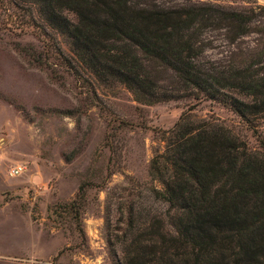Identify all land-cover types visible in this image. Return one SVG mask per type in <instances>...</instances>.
Instances as JSON below:
<instances>
[{
    "label": "rangeland",
    "instance_id": "1",
    "mask_svg": "<svg viewBox=\"0 0 264 264\" xmlns=\"http://www.w3.org/2000/svg\"><path fill=\"white\" fill-rule=\"evenodd\" d=\"M135 2L209 5L251 15L247 31L234 37L224 27L201 26L195 61L224 75L235 66L264 76V0ZM28 11L42 24L32 6L0 1V264H113L105 237L110 233L120 256L114 235L123 226L116 207L124 199L145 217L165 219L167 205L149 194L148 187L158 184L148 166L181 114L197 124L221 125L249 155L264 154V112L241 118L215 100L192 95L139 103L122 84L99 81L83 67L65 37L44 24L21 26L30 21ZM157 69V82L168 86L171 72ZM225 92L253 100L249 88ZM14 165L22 171L10 175ZM80 186L85 196L76 221L67 204Z\"/></svg>",
    "mask_w": 264,
    "mask_h": 264
},
{
    "label": "trees",
    "instance_id": "2",
    "mask_svg": "<svg viewBox=\"0 0 264 264\" xmlns=\"http://www.w3.org/2000/svg\"><path fill=\"white\" fill-rule=\"evenodd\" d=\"M0 1L32 6L42 24L28 11L30 21L21 26L44 24L65 37L83 67L99 81L122 84L139 103L192 95L215 100L241 118L264 112V76L254 78L235 66L224 75L195 61L201 26L224 27L232 37L244 34L251 18L245 12L209 5L161 8L135 0ZM157 68L171 72L168 86L157 82ZM245 88L252 101L225 92ZM166 134L163 152L148 166L158 184L148 187L149 194L167 205L165 219L145 217L124 199L116 207L123 226L114 235L120 256L110 233L105 237L112 263L264 264V154L249 155L229 129L197 124L186 114ZM84 196L80 186L67 204L76 221Z\"/></svg>",
    "mask_w": 264,
    "mask_h": 264
},
{
    "label": "built area",
    "instance_id": "3",
    "mask_svg": "<svg viewBox=\"0 0 264 264\" xmlns=\"http://www.w3.org/2000/svg\"><path fill=\"white\" fill-rule=\"evenodd\" d=\"M22 171V168L20 165H14L9 169L10 175L19 174Z\"/></svg>",
    "mask_w": 264,
    "mask_h": 264
},
{
    "label": "crops",
    "instance_id": "4",
    "mask_svg": "<svg viewBox=\"0 0 264 264\" xmlns=\"http://www.w3.org/2000/svg\"><path fill=\"white\" fill-rule=\"evenodd\" d=\"M3 258L2 257H0V260H2Z\"/></svg>",
    "mask_w": 264,
    "mask_h": 264
}]
</instances>
